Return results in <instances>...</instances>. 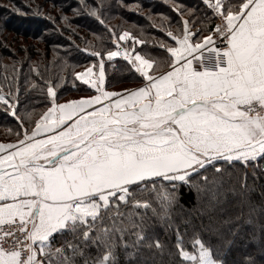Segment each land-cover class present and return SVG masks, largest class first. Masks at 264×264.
Wrapping results in <instances>:
<instances>
[{
  "label": "snow or ice",
  "instance_id": "obj_1",
  "mask_svg": "<svg viewBox=\"0 0 264 264\" xmlns=\"http://www.w3.org/2000/svg\"><path fill=\"white\" fill-rule=\"evenodd\" d=\"M203 3L201 27L178 7L182 27L161 24L174 41L161 42L163 60L130 54L122 41H144L108 27L116 50H91L98 64L74 73L94 95L57 103L49 83L51 106L22 120L18 100L0 93L20 129L0 143V264H142L143 250L164 249L149 211L174 231L181 264H229L237 222L253 224L258 211L247 174L227 184L224 166L264 160V0ZM122 54L141 86L107 91L104 58ZM180 187L195 193L210 236L194 231L191 251L189 221L175 219ZM233 201L240 210L225 215Z\"/></svg>",
  "mask_w": 264,
  "mask_h": 264
},
{
  "label": "trees",
  "instance_id": "obj_2",
  "mask_svg": "<svg viewBox=\"0 0 264 264\" xmlns=\"http://www.w3.org/2000/svg\"><path fill=\"white\" fill-rule=\"evenodd\" d=\"M176 7L185 13V19L195 20L196 28L201 27V20L211 15L198 0H0V93L10 100H18L16 113L22 120L26 113H32L35 119L51 106V98L47 95L49 83L55 88L57 103L90 95L92 90L76 80L74 73L98 64V58L90 54L91 50H116L108 27L117 32L130 31L144 41L143 44H134L131 40L121 42L130 54L140 52L146 57L163 60L167 53L161 48V42L173 41L161 29V24L165 27L170 24L174 31L178 24L182 27ZM91 9L102 15L104 24L91 14ZM127 25L131 26L130 30ZM104 73L107 91H117L118 86L131 89L141 84L139 74L122 57L111 61L104 58ZM9 93L13 95L9 96ZM5 108L0 104V141L14 142L17 139L15 133L20 130L19 121ZM25 124H28L27 120ZM224 167L227 184L236 187H239L240 178L247 174L248 182L254 187L252 206L258 210L253 224H248L246 218L237 222L239 230L230 237L234 243L228 253L229 264H247L248 257L255 264H264V229L261 227L264 212L259 211L264 208V197L261 196L264 193V160L251 162L248 167L239 163ZM208 174L211 177L213 170L209 169ZM177 194L175 219L180 222L183 217L189 221L184 241L191 251L194 231L199 230L205 241L210 236L202 229L195 193L180 187ZM239 210L233 201L225 206L224 214L235 215ZM148 217L151 231L161 239L164 249L163 252L143 250L139 257L142 264H181L174 231H166L156 223L150 211ZM203 223H207L206 217ZM184 228L181 223L182 232ZM59 243L57 240L56 246ZM211 243L217 245L219 241L211 237ZM121 264H124L123 256Z\"/></svg>",
  "mask_w": 264,
  "mask_h": 264
},
{
  "label": "rangeland",
  "instance_id": "obj_3",
  "mask_svg": "<svg viewBox=\"0 0 264 264\" xmlns=\"http://www.w3.org/2000/svg\"><path fill=\"white\" fill-rule=\"evenodd\" d=\"M198 1H200V2H202L203 3V0H198ZM204 4V3H203ZM205 5V4H204ZM206 6V5H205ZM207 7V6H206ZM134 8H137V6H135ZM130 9H132V8H130ZM190 12H188V14H189ZM188 14H186V16L188 15ZM18 23H15V25H17ZM125 24H123L122 26H124ZM126 26V25H125ZM127 27H128V30H130V28H131V26H128L127 25ZM127 29V28H126ZM95 70V69H94ZM83 71V70H82ZM138 86H140V85H137V86H135V87H133V88H131V89H134V88H137ZM124 88H126L125 86H118V87H116V89L115 90H117V91H113V92H122L123 90L122 89H124ZM87 96H89V95H87ZM81 97H86V96H80V97H72V98H70V99H68V100H72V99H79V98H81ZM68 100H64V101H62L61 103H64V102H66V101H68ZM15 142V141H14ZM0 143H11V142H3V141H0Z\"/></svg>",
  "mask_w": 264,
  "mask_h": 264
},
{
  "label": "crops",
  "instance_id": "obj_4",
  "mask_svg": "<svg viewBox=\"0 0 264 264\" xmlns=\"http://www.w3.org/2000/svg\"><path fill=\"white\" fill-rule=\"evenodd\" d=\"M123 42V41H122ZM173 43H174V41H173ZM118 57H122L123 59H124V57H123V54L122 55H120V56H117V57H114L113 59H116V58H118ZM105 59H107V57H105ZM112 59V60H113ZM125 60V59H124ZM84 71V70H83ZM98 68H95V70H94V73H98ZM82 72V71H81ZM93 78H95V77H93ZM79 81V80H78ZM79 82H81V81H79ZM140 86H141V84H140ZM139 87V86H138ZM91 90H92V93L90 94V95H94L95 94V90L94 89H92V88H90Z\"/></svg>",
  "mask_w": 264,
  "mask_h": 264
},
{
  "label": "built area",
  "instance_id": "obj_5",
  "mask_svg": "<svg viewBox=\"0 0 264 264\" xmlns=\"http://www.w3.org/2000/svg\"><path fill=\"white\" fill-rule=\"evenodd\" d=\"M209 11H210V9H209ZM120 51H121V53H123V49H122V48L120 49ZM6 246H7V245H6Z\"/></svg>",
  "mask_w": 264,
  "mask_h": 264
}]
</instances>
